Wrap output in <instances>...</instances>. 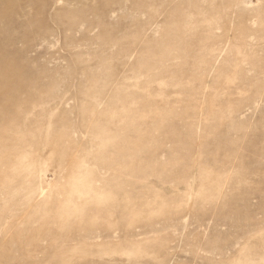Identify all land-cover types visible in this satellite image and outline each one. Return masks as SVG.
I'll use <instances>...</instances> for the list:
<instances>
[{
	"label": "rangeland",
	"instance_id": "1",
	"mask_svg": "<svg viewBox=\"0 0 264 264\" xmlns=\"http://www.w3.org/2000/svg\"><path fill=\"white\" fill-rule=\"evenodd\" d=\"M59 6L0 23L32 100L0 140V264H264V0Z\"/></svg>",
	"mask_w": 264,
	"mask_h": 264
},
{
	"label": "bare ground",
	"instance_id": "2",
	"mask_svg": "<svg viewBox=\"0 0 264 264\" xmlns=\"http://www.w3.org/2000/svg\"><path fill=\"white\" fill-rule=\"evenodd\" d=\"M41 1L43 0H0V23L2 21L9 22L10 20L18 26H33L41 23L50 26L49 30H52L53 28L60 29V27L64 28L65 25H70L69 20L60 19L62 14L69 11L68 9L59 6L60 0H44L42 4L39 3ZM33 9L37 15L29 17L30 11ZM20 16L21 18L23 17V19H20ZM8 17L10 19H7ZM52 37H55V35L45 36L43 41L50 42ZM10 54L11 53L6 49H0V127L3 129V131L0 130V140L7 133L5 127L7 128V126H10L13 121L9 118V114L13 113V110H15V118L20 121L23 114L18 113L17 107L22 108V105H29V103H32V100L29 98L31 95V88L29 87H31V85H29L30 79L28 77L30 75H25L26 65L24 63L13 61ZM16 80H20L28 85L16 87L14 85ZM32 85L34 88V84ZM26 93L27 95L25 96ZM30 163L29 158H27L26 167L30 166ZM35 164H37V162ZM7 167V162L0 159V181L4 178V173ZM83 178L79 181L84 186L87 183L88 176ZM43 182L42 175H39V185H37L38 188L36 189L34 196H42L44 194Z\"/></svg>",
	"mask_w": 264,
	"mask_h": 264
}]
</instances>
